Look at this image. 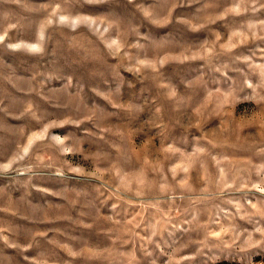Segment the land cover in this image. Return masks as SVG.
<instances>
[{"label":"rangeland","instance_id":"374dc122","mask_svg":"<svg viewBox=\"0 0 264 264\" xmlns=\"http://www.w3.org/2000/svg\"><path fill=\"white\" fill-rule=\"evenodd\" d=\"M0 264H264V0H0Z\"/></svg>","mask_w":264,"mask_h":264}]
</instances>
